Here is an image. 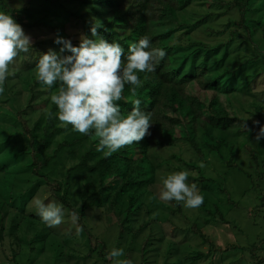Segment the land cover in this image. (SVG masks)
<instances>
[{"label":"trees","instance_id":"16d2710c","mask_svg":"<svg viewBox=\"0 0 264 264\" xmlns=\"http://www.w3.org/2000/svg\"><path fill=\"white\" fill-rule=\"evenodd\" d=\"M194 2L208 10L205 13L193 10L190 7ZM0 13L13 16L25 32L50 30L43 38L33 41L30 57L26 58V53L17 57L10 68L13 74L0 94V250L6 257L3 264H14L9 247L17 253L22 252V247L32 253L35 247H40L45 252L59 240L68 247L59 235L60 230L46 224L36 229L38 220L33 219L38 214L30 210L29 204L44 191L48 194L45 204L55 202L69 218L73 212L78 214L77 224L83 228V239L77 246L88 245L86 252L70 248L73 254L69 258L78 261L111 264L106 258L108 252L112 248L123 249L125 243L131 242L130 248L136 243L135 250L140 252L139 264H148L152 261L149 253L152 256L154 253L155 259L160 257L158 236L166 239L168 233L163 229L156 232L155 228L166 221L172 223L173 230L199 235L208 243L207 250L180 254L175 258L176 264H195L206 257L211 258L210 264H221L219 256L232 250L248 254L250 260L245 264H264L261 254L264 241L248 246L218 244L204 232L206 220L181 225L174 212L185 217L182 206L175 201L167 202L168 216L161 218L148 209L149 204L144 200L150 193L153 195L148 187L155 183L159 167L166 165L178 172L187 171L190 185L208 184L213 179L200 167L201 160L215 154L230 165L239 166L232 152L229 157L223 153L224 146L230 151L234 148L226 140L227 133L249 135L256 141L258 128L253 120L264 125L263 97L253 92L251 81L237 87L234 82L247 66L259 63L264 67V0H0ZM224 15L227 16L222 26L206 27L209 36H215L217 41L193 36L210 18ZM94 24L98 26L99 36L119 43L125 54L129 45L138 43L143 36L149 37L150 48L163 49L166 53L154 72L139 73L142 83L134 93L132 86L125 85L124 98L117 102L121 115L126 116L133 102L139 99L141 110L151 113V135L107 157L97 151L98 138L94 135L73 132L70 126L59 127L55 115L58 109L51 104L50 97L58 92L60 85L44 88L37 82L35 72L42 53L49 49L60 52L62 45L54 43L57 34L78 45L81 34L92 38ZM236 38L251 43L256 53L234 59L229 45ZM211 54L220 55L218 65H227L223 69L209 66ZM260 92L264 94V89ZM243 95H247L248 101H244ZM46 112L53 116L46 118ZM245 121L253 129L251 132L243 127ZM177 140L186 142L196 157L187 160L182 152L164 156L159 153L160 148L174 145ZM257 144L258 148L250 142L243 146L252 158V170L247 171L251 188L260 191L258 206H264V139ZM220 190L233 202L226 188ZM92 207L101 209L106 220L110 215L115 217L109 225L117 230L116 242L103 237L108 229L102 235L95 231L98 226L88 218L91 221L99 217L88 211ZM214 208L212 211L210 205L208 208L204 204L209 213L207 220L229 223L218 206L214 204ZM24 222L33 233L27 235L29 240L21 238ZM142 235L138 244L137 239ZM126 250L129 255L131 249ZM33 262L29 260L26 264Z\"/></svg>","mask_w":264,"mask_h":264},{"label":"clouds","instance_id":"9594fccd","mask_svg":"<svg viewBox=\"0 0 264 264\" xmlns=\"http://www.w3.org/2000/svg\"><path fill=\"white\" fill-rule=\"evenodd\" d=\"M91 36L81 34L79 44L57 34L54 43L62 45L60 52L49 49L42 53L35 66L36 80L44 88L51 89L57 83L58 92L50 97L51 104L58 109L56 118L59 127L84 136L98 138L97 151L106 157L121 148L141 142L151 135V113L141 110L139 99L133 102L132 110L122 116L119 104L125 85H130L134 93L141 86L139 73H151L166 53L163 49L150 48L148 36L138 43L129 45L127 54L119 43L109 42L99 36L98 26L91 27ZM98 37V38H97ZM33 40L27 35L13 16L0 13V94L13 73L10 68L21 53H28ZM70 53V54H64ZM51 118V112L45 113ZM258 128L255 140L264 139V125L253 120ZM243 127L248 131V123ZM201 168L205 165L202 162ZM188 172L179 171L161 176L158 198L162 202L175 201L185 209H196L203 205L204 197L199 194L196 184H189ZM37 214L50 228L58 227L64 221V211L55 202L45 204L39 199L33 201ZM78 214H71L75 234L79 236L83 228L77 224ZM123 249L112 248L107 259L111 264H132L131 260L120 259Z\"/></svg>","mask_w":264,"mask_h":264},{"label":"rangeland","instance_id":"374dc122","mask_svg":"<svg viewBox=\"0 0 264 264\" xmlns=\"http://www.w3.org/2000/svg\"><path fill=\"white\" fill-rule=\"evenodd\" d=\"M190 8L202 13H205V11L208 10L206 6L201 5L197 2H194ZM256 15L257 14H255L254 16ZM226 16L227 15H224L219 19L213 17L210 18L207 24L201 25L199 26V28H197V30L193 33V36L198 39H212L217 41V38L215 36H209L206 27H209L210 25L214 27L222 26L224 24ZM49 32L50 30L37 29L32 31L28 30L25 33L27 35H30L32 37V40L34 41L37 38H43ZM183 38L186 39V37ZM229 46L230 54L234 59L240 60L246 56H253L256 53L254 46L242 39L236 38L233 44H230ZM31 52L32 51L26 53V58L30 57V55L32 54ZM219 56V54H211L208 60L209 66L213 68L218 67L219 69H223L227 64H224L223 66L218 65L217 60ZM23 61L24 59L21 62L23 63ZM263 69V65L259 63L247 66L239 73L237 81L234 82V87L241 86L245 82L251 81L253 87H255L253 92H257L258 96H262L263 98H261V100L264 101V94L260 92L264 89V73L262 72ZM242 97H244V101H248L247 95H243ZM227 134L228 135H226V140L233 143L234 148L232 151H230L228 150V148H226V146H224L223 153L226 157H229L230 153L232 152L231 155L233 156L234 161L237 162L239 166L237 167L233 164L230 165L228 162L224 161L222 158L218 157L215 154H212V156H208L206 159L201 160V163L203 162L205 165V167L202 168L203 171L207 173V176H209V178L213 179L208 184L200 183L202 185V188L200 184H196L199 194L204 197V203L202 206L196 209H185L182 206V213L186 219L183 218L178 212H174V217L176 218V220H179L181 225H184V223H190L192 221L200 223L203 222V220H206L203 230L218 244H222L224 246H227L228 244L248 246L253 242L264 241V206H258L261 203L259 200L260 191L258 189L254 191L251 188L252 183L247 176V171L249 172L252 170L250 166L252 163V158L249 155L247 149L243 146L246 142H250L251 145L255 144L253 146H255V148H258L256 147V145L258 144L257 141H254V139H252V137H250L249 135L238 136L234 134L230 135V133ZM172 152H182L187 160L196 157L194 150L186 142L180 140L175 141L174 145L159 149V153H161V155L163 156L168 155ZM175 162L177 161L175 160ZM174 172L178 171L166 165L159 167L157 169L155 183H152L151 186L148 187L149 190L153 191V195L150 193L144 199L146 205L148 206L149 204L148 209H152V213L158 214L161 218L168 216L167 213L169 210L166 206L167 203L162 202L158 198H156L158 197V192L160 190V187L162 186L160 183V177H166L167 175ZM24 183L25 182H23V185H25ZM25 186L28 187L29 184ZM221 188H226L229 191L230 197L233 202H229L227 200L225 194L221 192ZM47 196L48 194H46V191H44L43 193H39L34 199H39L44 202ZM33 201L29 204V208L31 211L36 212ZM204 204H207L208 208L210 205L212 211H215L214 204L218 206L224 219H226L229 223L221 222L219 221V219L217 221L207 220L209 213L207 212L208 209H204ZM146 205H144L145 209L147 208ZM145 209L142 210V215L143 213H145ZM88 211L91 212V215L94 214L95 216L99 217L97 219L96 217H93L94 219H91V221L90 218H88L91 224H95L98 226L95 228V231L98 234L102 235V232H105V230L108 229L106 234H103V237L111 243L116 242L117 230L114 226L109 225L110 223L115 221V217L113 215H110L106 220V218L102 214V210L98 209V207L89 208ZM153 214H151V216ZM33 220H35V222L36 220H38L36 227L37 230H40L44 227L45 223L42 221L39 215L37 219ZM100 221H102V226L100 225ZM64 222V225L63 223H61V225H59L58 227H54L53 229L61 231L59 235L62 236L64 241H67L68 247H65L62 244L61 240H59V242L55 245H50L49 249H46L45 252L41 251V249H39L40 247H35L36 249L35 251H33V253L27 250L28 248L22 247V252L17 253L16 251L11 250V247L8 248L7 246L8 250L12 254V257L14 256L15 258L13 263L26 264L30 260V263H32V261H35L33 262L35 264H92V262L90 261L85 263L83 260L78 261L75 258H69L70 255L73 254V251H71L70 248H73V250L76 249L78 252H86V250L88 249V245L83 244L78 247V242L80 241V239H83L82 235L80 234L79 236H77L75 234V226L72 224L71 218L67 217L65 214ZM172 222H174V219H172ZM157 226H159L160 228L156 227V232H158L160 229H163V231L168 233V235L166 239H161L158 236V239H160V242L157 241L159 243L158 253H160V257L158 258L157 256L155 259L153 257L154 253L153 256L151 255L152 252L149 253V256H151L149 259L152 261H149L150 263L148 264H176L175 258L180 257V254L182 256L187 253L194 254V252L198 249L207 250L208 248V243H206L202 237H200L199 235H193L190 232H185L183 230H173V225L170 222L165 221L162 222L161 225ZM28 228L29 227H27V222H24L22 224L21 233L23 235L21 237L23 240H29L27 235L33 234L31 228ZM143 236L144 235L137 239L138 244L139 242H141ZM51 239L53 243L54 236ZM175 240L177 242H175ZM26 245L27 244H25L24 246ZM135 245L134 247L130 248L131 242L125 243L123 245L124 255L121 258L124 257L123 259L125 260H131L132 264H139L141 255L139 251L135 250ZM126 249H131L129 255ZM261 254L264 257V249L261 250ZM171 255L173 257H171ZM5 258L6 257H4L0 250V260H2L0 261V264H3L5 262ZM219 259L222 261L221 264H245L246 260H250L248 254L246 256L245 254L243 255L242 252L233 250L222 253L219 256ZM209 260H211V258L206 257L197 261V263L195 264H210Z\"/></svg>","mask_w":264,"mask_h":264}]
</instances>
